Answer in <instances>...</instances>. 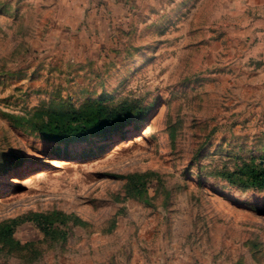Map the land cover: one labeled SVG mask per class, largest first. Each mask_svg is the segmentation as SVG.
Masks as SVG:
<instances>
[{
  "label": "rangeland",
  "instance_id": "obj_1",
  "mask_svg": "<svg viewBox=\"0 0 264 264\" xmlns=\"http://www.w3.org/2000/svg\"><path fill=\"white\" fill-rule=\"evenodd\" d=\"M99 1L0 0V264H264V0ZM94 102L129 122L33 131Z\"/></svg>",
  "mask_w": 264,
  "mask_h": 264
},
{
  "label": "trees",
  "instance_id": "obj_2",
  "mask_svg": "<svg viewBox=\"0 0 264 264\" xmlns=\"http://www.w3.org/2000/svg\"><path fill=\"white\" fill-rule=\"evenodd\" d=\"M124 111V110H123ZM129 120H126V113L116 112L101 102H94L85 105L76 111L50 114L47 120L34 124L33 131L45 136L49 140H65L75 139L83 141L90 136L107 135L117 132L124 128ZM247 183L251 187L264 188V166L250 171L246 178ZM58 218H62L59 223L60 228L56 230L50 229V218L42 216L44 222L40 221V215H35L33 221L37 223L41 230L50 237L58 236L65 239L68 235L66 230L67 216L57 214ZM72 225L71 229L77 223H83L76 216H70ZM63 228V229H62Z\"/></svg>",
  "mask_w": 264,
  "mask_h": 264
},
{
  "label": "crops",
  "instance_id": "obj_3",
  "mask_svg": "<svg viewBox=\"0 0 264 264\" xmlns=\"http://www.w3.org/2000/svg\"><path fill=\"white\" fill-rule=\"evenodd\" d=\"M102 1L104 4L102 3L99 6L102 9V11L100 13H102L104 11V8H108V9L116 8L115 10H118L119 8L122 9L124 7V5H123L124 1H122V0H102ZM96 2L99 3L100 1L96 0ZM104 16L105 15H102V18Z\"/></svg>",
  "mask_w": 264,
  "mask_h": 264
},
{
  "label": "bare ground",
  "instance_id": "obj_4",
  "mask_svg": "<svg viewBox=\"0 0 264 264\" xmlns=\"http://www.w3.org/2000/svg\"><path fill=\"white\" fill-rule=\"evenodd\" d=\"M73 154V158H75V157H77L78 156V152H74V153H72Z\"/></svg>",
  "mask_w": 264,
  "mask_h": 264
}]
</instances>
